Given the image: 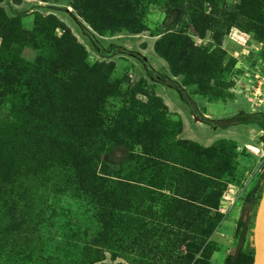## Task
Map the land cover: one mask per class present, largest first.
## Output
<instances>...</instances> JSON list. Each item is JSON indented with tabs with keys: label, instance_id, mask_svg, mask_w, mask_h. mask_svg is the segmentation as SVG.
Returning a JSON list of instances; mask_svg holds the SVG:
<instances>
[{
	"label": "rangeland",
	"instance_id": "374dc122",
	"mask_svg": "<svg viewBox=\"0 0 264 264\" xmlns=\"http://www.w3.org/2000/svg\"><path fill=\"white\" fill-rule=\"evenodd\" d=\"M194 3L0 0L4 13L26 31L37 20L54 17V35L88 65L110 63L111 82L124 88L139 83L155 103L160 100L169 118L181 122L179 141L220 147L229 156L228 172L198 176L202 191L215 194L216 209H204L214 227L206 238L177 223L160 229L168 227L166 202L154 198L132 201L126 213L131 221L117 228L121 238L108 248H95L91 243L102 226L67 186L59 165L69 151L70 131L48 125L58 124L63 113L29 116L19 109V96L0 99V264H92L95 258L101 259L96 264H223L227 254L253 249L254 218L264 188V131L259 122H246L252 117L246 81L264 57L255 49L264 44V25L251 29L239 14L238 0L202 1L200 9ZM192 9L201 17H190ZM2 57L33 65L38 52L31 45L12 44ZM35 132L47 136L44 146L33 145ZM123 154L115 149L110 161L118 162ZM145 230L152 234L144 243L139 231ZM164 230L175 237H160Z\"/></svg>",
	"mask_w": 264,
	"mask_h": 264
},
{
	"label": "trees",
	"instance_id": "16d2710c",
	"mask_svg": "<svg viewBox=\"0 0 264 264\" xmlns=\"http://www.w3.org/2000/svg\"><path fill=\"white\" fill-rule=\"evenodd\" d=\"M202 1L213 2L195 0V8H202ZM238 2L239 14L251 29L264 25V0ZM198 14L192 9L189 15L201 17ZM56 29V19L48 15L37 20L32 31H26L17 18L8 17L0 8V99L19 96V109L29 116L63 113L58 124L48 125H57L58 132L70 131L69 151L59 165L67 186L79 193L76 198L89 206L87 212L102 226L91 245L108 248L118 241L122 230L117 228L131 221L126 213L132 201L142 203L154 198L166 202L163 212L168 227L160 229H171L177 223L180 229H196L200 238H206L214 227H210L204 209H216L215 194L202 191L204 185L198 176L216 178L228 172L227 153L220 147L203 149L179 141L181 122L169 118L160 100L155 103L156 98L146 95L139 83L124 88L119 81L111 82L110 63L88 65L84 56L72 52L62 38L54 35ZM12 44L31 45L38 52V60L33 65L6 62L2 55ZM250 116L246 122H259L264 131V120ZM31 137L35 147L44 146L47 138L39 132ZM115 149L124 154L112 163ZM123 232L128 235L127 229ZM151 234L149 230L139 231L144 243ZM160 237L169 241L175 235L164 230ZM96 251L93 249L92 254ZM253 256L254 249L228 254L224 264H252ZM100 261L95 258L92 264ZM201 263L198 260L194 264Z\"/></svg>",
	"mask_w": 264,
	"mask_h": 264
},
{
	"label": "built area",
	"instance_id": "2783aa9c",
	"mask_svg": "<svg viewBox=\"0 0 264 264\" xmlns=\"http://www.w3.org/2000/svg\"><path fill=\"white\" fill-rule=\"evenodd\" d=\"M256 51L260 49L264 54V44L258 43ZM247 113L260 116L264 120V57L249 70L246 81Z\"/></svg>",
	"mask_w": 264,
	"mask_h": 264
},
{
	"label": "water",
	"instance_id": "95a60500",
	"mask_svg": "<svg viewBox=\"0 0 264 264\" xmlns=\"http://www.w3.org/2000/svg\"><path fill=\"white\" fill-rule=\"evenodd\" d=\"M253 263L264 264V188L261 193L253 226Z\"/></svg>",
	"mask_w": 264,
	"mask_h": 264
},
{
	"label": "crops",
	"instance_id": "0c3cea01",
	"mask_svg": "<svg viewBox=\"0 0 264 264\" xmlns=\"http://www.w3.org/2000/svg\"><path fill=\"white\" fill-rule=\"evenodd\" d=\"M227 255H228V254H227ZM227 255H226V256H227ZM224 259H225V258H224ZM223 264H224V262H223Z\"/></svg>",
	"mask_w": 264,
	"mask_h": 264
}]
</instances>
